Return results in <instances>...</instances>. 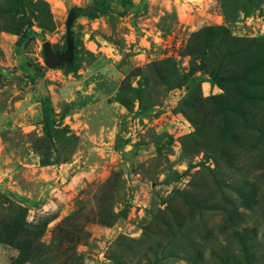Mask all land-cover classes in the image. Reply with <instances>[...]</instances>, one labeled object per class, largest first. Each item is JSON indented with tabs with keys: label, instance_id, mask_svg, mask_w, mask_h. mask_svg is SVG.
<instances>
[{
	"label": "rangeland",
	"instance_id": "374dc122",
	"mask_svg": "<svg viewBox=\"0 0 264 264\" xmlns=\"http://www.w3.org/2000/svg\"><path fill=\"white\" fill-rule=\"evenodd\" d=\"M98 1L0 0V264H264V0Z\"/></svg>",
	"mask_w": 264,
	"mask_h": 264
},
{
	"label": "trees",
	"instance_id": "16d2710c",
	"mask_svg": "<svg viewBox=\"0 0 264 264\" xmlns=\"http://www.w3.org/2000/svg\"><path fill=\"white\" fill-rule=\"evenodd\" d=\"M120 3L125 9L131 8L130 4L125 1L120 0ZM110 9L111 7H110V4L107 2V0H100L94 3L93 6L87 12L84 9H77L75 13L77 15L87 16L89 18H95L98 14L110 11ZM31 37L32 35H30L28 32H24L22 36L20 37L19 41L17 42L16 46H21L25 40ZM43 133L49 140L52 139V136H53L52 122H51V119L49 118L44 119Z\"/></svg>",
	"mask_w": 264,
	"mask_h": 264
},
{
	"label": "water",
	"instance_id": "95a60500",
	"mask_svg": "<svg viewBox=\"0 0 264 264\" xmlns=\"http://www.w3.org/2000/svg\"><path fill=\"white\" fill-rule=\"evenodd\" d=\"M71 14H69L67 18V23H66V38H65V43H66V50L62 53L59 54H54L48 47V44L44 43L43 44V51L42 55L44 58V64L47 68H55L58 66L61 62L64 63H71L73 59V44H72V38H71V32L69 30V25L71 21Z\"/></svg>",
	"mask_w": 264,
	"mask_h": 264
}]
</instances>
